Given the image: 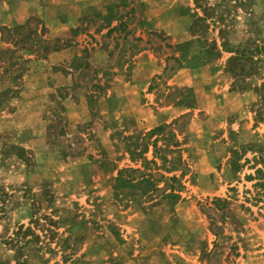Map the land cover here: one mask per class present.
I'll list each match as a JSON object with an SVG mask.
<instances>
[{
  "label": "rangeland",
  "instance_id": "1",
  "mask_svg": "<svg viewBox=\"0 0 264 264\" xmlns=\"http://www.w3.org/2000/svg\"><path fill=\"white\" fill-rule=\"evenodd\" d=\"M118 2L111 19H119L118 28L101 38L106 59L100 63L87 58L92 50L67 64L38 65L40 57L74 35H47L38 13L42 8L28 20L29 34L2 31L13 46L0 43V264H264V168L256 163L264 158V119L255 118V111L264 115L255 93L264 76V0ZM192 12L204 19L194 18ZM87 21L91 28L103 25L96 15ZM185 25L205 39V48L208 39L219 44L223 36L241 57L251 49L259 61L257 72L235 79L226 72L232 55L226 52L220 61L224 72L212 84L218 87L210 102L203 103L209 113L191 111L170 123L180 142L172 148L186 163L180 176L179 170L166 173L149 163L143 169L139 157L124 161L142 149L144 134L152 128L115 143L114 132L119 130L114 131V114L100 112L113 106L112 99L101 96L121 91L129 79L126 63L144 42L157 55H168L174 65L177 40L183 38L176 32ZM55 69L69 71L72 84L55 87ZM171 71L153 78L158 98L165 101L177 95L176 90H164L162 75ZM181 93L188 98V90ZM96 95L102 100L100 108L88 119L69 121L64 100L72 99L83 109L88 97ZM12 145L24 148L27 163L16 157ZM157 146H162L160 140ZM236 148H245L239 162L247 161L234 173L228 161ZM149 154L144 156L150 159ZM121 162L127 165L122 168H139L152 178L175 174L182 185L179 197L164 198L156 189L143 193L138 172L129 175L136 186H121L115 180ZM163 185L159 181L156 186ZM45 193L52 196L50 205ZM214 198L227 203L214 206ZM47 215L55 222L49 224ZM30 217L51 232L36 227L43 248L35 242L16 251L7 238L18 223L28 225Z\"/></svg>",
  "mask_w": 264,
  "mask_h": 264
},
{
  "label": "crops",
  "instance_id": "2",
  "mask_svg": "<svg viewBox=\"0 0 264 264\" xmlns=\"http://www.w3.org/2000/svg\"><path fill=\"white\" fill-rule=\"evenodd\" d=\"M36 1L34 4L33 0H0L1 46H13L2 36L3 30L11 29L19 36L29 34L27 22L31 16H39L34 14L35 10L42 8L43 12L39 11L38 13L42 14L41 18L46 22L45 24L48 27L47 35L59 36L60 33L64 32H71L74 35L63 45L52 48L46 57H40L41 59L37 62L38 65L70 63L75 57L85 55L87 51L92 50H95L92 56H87L89 61L100 63L106 59V52L101 48V38L111 33L115 34V29L118 28L115 26L118 21L114 19L107 24L105 17L107 16L108 8L115 7L119 3L118 0ZM41 1H45L46 4H38ZM37 4L38 6H36ZM193 14L191 15L196 18ZM91 15H96L100 18L103 21V25L97 29L88 27L87 19ZM146 19L148 22L149 18ZM172 26L175 25L169 27ZM112 27L113 30L111 29ZM192 31L193 28L189 25L181 27V30L177 29L176 34L182 35L183 38L177 40L178 43L175 47L177 53L172 57L174 65L170 64L171 58L168 55L163 57L157 55L154 49L144 42L140 51L133 54L126 63V66L130 67L129 79L125 81L121 91L119 93L109 91L101 96L103 99L106 97L108 101L111 99L114 101L113 106H107L105 111L102 110L100 112L102 115H106L105 113L107 112L114 114V131H119L114 132L115 139H112V142L117 143V138L124 139L127 135L132 136L139 133L143 128L148 130L161 124H169L181 115L191 111L204 110L206 114L209 113L210 110H205L203 103L208 104L210 102L213 97V91L218 87H213L212 84L215 77L219 73L224 72V65L220 61H223L224 57H226L227 51L222 49L221 43L217 44L212 39H208V44L206 45L209 50H204L205 47L203 46L207 42H204L205 39L195 35V32L192 33ZM187 33H190L189 37L184 38ZM113 43L116 46V42L113 41ZM212 44H215L213 51L210 49ZM33 55L29 53V57L35 60L33 57L36 58V56ZM100 57L102 58L101 60ZM26 61L30 62L28 59ZM168 69H172L171 74L162 75V79L165 82L164 90L172 89L177 91V95L172 101L158 98L159 93L153 87V78ZM52 75L51 79L55 87H68L72 84V74L69 71L63 73V71L55 69ZM181 90H188V98L181 93ZM101 97L97 95L94 98L88 97L87 108L83 106V109H81V106L79 109L72 99L64 100V111L69 121L78 122L88 119L96 111L97 107L100 108L102 106ZM111 137H113V132ZM125 143L126 140L123 141V144ZM150 157L151 154H149ZM124 161L131 162V159L128 157ZM123 166L127 165L123 162L119 163L116 173Z\"/></svg>",
  "mask_w": 264,
  "mask_h": 264
},
{
  "label": "trees",
  "instance_id": "3",
  "mask_svg": "<svg viewBox=\"0 0 264 264\" xmlns=\"http://www.w3.org/2000/svg\"><path fill=\"white\" fill-rule=\"evenodd\" d=\"M113 12H114L113 7H109L107 10V16L105 17V21L107 24L111 22ZM193 15H195L196 19L198 20L204 19V17L196 16L197 15L196 13H194ZM115 20L118 21L119 19L117 18ZM120 23L121 21H119V24ZM111 29L113 30V27ZM221 38H222V42L220 46L222 47V49L232 53V55L229 56L226 61V72H228V74L231 77L235 79H238L240 77L244 78L257 72L258 70L257 63L259 59L255 60L253 58L254 56L252 55L253 52L251 49L250 50L248 49L246 50V52L243 53L244 54L243 57L248 56V60H244L243 57H241L242 53H238L239 51H237L235 48H233L232 46H228L223 36H221ZM212 45L214 46L215 44ZM210 49H212L211 51H213V49H215V46L213 48L210 47ZM257 49H259L260 51L261 48L259 47L254 48V50ZM255 93L258 96V106L264 108V76L260 84L255 87ZM255 118L259 120L264 119V115H261L260 111L259 112L255 111ZM174 121L172 122V124L175 123ZM170 126H171L170 123L161 124L159 126H155L151 130L146 132V134H144L145 138H143L144 140H142L141 142L142 149L139 152H137L135 155L131 154L130 156L131 161H136V158L139 157L142 160L141 164L143 166V169H146L147 167L146 163H149L153 165L154 168L160 167L161 169L165 170L166 173L176 172L177 170H179L180 171L179 175L183 176L185 173L186 163L181 155H175L177 154L178 150L173 149L172 147H176V146L179 147L180 142L176 138L177 133L174 132L172 128H170ZM152 136L155 137L151 138ZM159 140L162 142V146H157ZM12 147L13 148L17 147L16 148L17 151L15 153L16 157L20 159L22 162L27 163L28 160L24 148L15 145H12ZM148 150L150 151L151 154L150 159L144 156V154L147 153ZM158 150H160L159 155H157ZM244 150L245 148H243L242 150L236 148L230 151L231 154L229 157L228 166L231 169V171L234 173H237L243 167L244 162L247 161L244 160L243 163L239 162L240 156L243 155ZM157 159H159V163L156 161ZM259 159L260 160H256V163H258L259 165L262 164L261 166L262 168H264V158H259ZM135 172H138L141 178L139 183H142L145 186V188L143 189V193L148 194L150 191L156 189L162 192V196L164 198H168L172 200L179 197L178 192L182 187V185L178 181V178L177 176H175V174H172L170 177H166V176L164 177L163 175H159L158 177L152 178L151 174H148L147 172H145V170H140L139 168L133 169L131 167H127V168L125 167L117 170V175L115 180L117 183L119 182V184H121V186L123 187L136 186L132 182V178L129 177L130 174H133ZM255 172L261 173L262 170L260 168H255ZM159 181H161L164 184L161 188H158L156 186ZM168 182H177L178 184L175 185L168 184ZM9 195L10 194L6 196L9 198L10 197ZM44 196L50 205V203L52 202V196L48 195V193H45ZM225 203H227V200L225 199L222 198L213 199L214 206H221L220 204H225ZM45 218L46 220H48L49 224L55 222V220H53L52 217L49 215L45 216ZM32 219H33L32 217L29 218V223L26 226L23 225L22 223H18L17 224L18 226L11 231V236L7 238V242L9 243V245L12 246L16 251L22 250L30 243L39 242V235L36 234L34 230L36 229V227H39L37 225L38 221ZM40 229L43 232L46 231L51 232L49 228H40ZM27 236H31V237L27 238ZM39 247L43 248V246L40 245V242H39Z\"/></svg>",
  "mask_w": 264,
  "mask_h": 264
}]
</instances>
